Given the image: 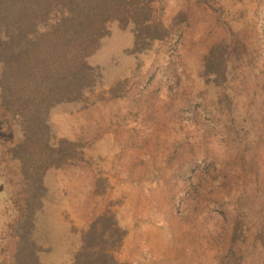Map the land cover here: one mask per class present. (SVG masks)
<instances>
[{"label": "rangeland", "instance_id": "rangeland-1", "mask_svg": "<svg viewBox=\"0 0 264 264\" xmlns=\"http://www.w3.org/2000/svg\"><path fill=\"white\" fill-rule=\"evenodd\" d=\"M150 5L151 18L167 27L163 38L132 51L129 26L112 21L88 57L101 73L89 100L112 84L115 94L48 109L55 137L75 139L82 158L50 166L42 174L30 232L42 264H69L81 230L106 209L124 229L112 251L117 260L212 264L225 242L215 236L225 223L212 208L215 198L236 219L242 264H258L257 252L245 244L264 215V161L256 176L243 180L236 174L225 186H230L228 192L225 187L213 193L204 189L194 198L186 196L187 181L175 170L200 142L198 135L215 157L225 158L216 149L219 138L208 136L198 129L203 123L197 128L190 118L195 108L203 120L201 110H211L218 93L224 99L230 92L236 115H242L253 138L264 128V0H153ZM214 42L225 46L227 63L219 86L201 75L202 56ZM5 136L9 142L20 138L15 119ZM259 143L264 145V137ZM254 151L261 154L260 148ZM2 187L3 192L12 189ZM245 196L251 201L247 211L241 205Z\"/></svg>", "mask_w": 264, "mask_h": 264}, {"label": "trees", "instance_id": "trees-1", "mask_svg": "<svg viewBox=\"0 0 264 264\" xmlns=\"http://www.w3.org/2000/svg\"><path fill=\"white\" fill-rule=\"evenodd\" d=\"M151 1L0 0V264H42L30 233L42 174L50 166L59 167L82 158L75 139L55 137L48 122V109L59 102H89L103 98L104 93L115 94L112 84L105 90L99 89L89 100L88 94L98 84L101 73L88 57L107 34V24L112 21L129 26L132 51L146 49L152 40L163 38L167 27L151 18ZM224 51L222 43L214 42L202 56L201 75L212 85L219 86L226 78ZM223 97L216 94L211 99V110H201L203 120L199 119L201 113L195 108L191 110L190 118L196 119L193 124L198 128L199 121L202 122L198 129L219 138L216 149L225 158L215 157L212 148L203 145L198 135L200 142L190 147L191 152L176 170L173 168L187 181V197L194 198L195 193L204 189L213 193L217 187L234 182L236 174L243 176V180L256 176L264 161V145L260 147L259 143L264 128L253 138L250 127L242 123V115H236L230 92ZM222 101L224 110L220 108ZM14 119L21 136L9 142L5 135ZM255 148H260L261 154L257 155ZM4 184L12 189L3 192ZM229 188L228 185L222 190L228 192ZM247 196L241 197L245 211L251 202ZM241 198H237L238 203ZM214 201L212 208L225 219L215 236L225 242L212 264H242L243 246H236V219L223 200ZM123 234L124 229L112 211L97 213L81 230L69 264H139L114 257L112 251ZM245 245L257 252L258 264H264V215Z\"/></svg>", "mask_w": 264, "mask_h": 264}]
</instances>
